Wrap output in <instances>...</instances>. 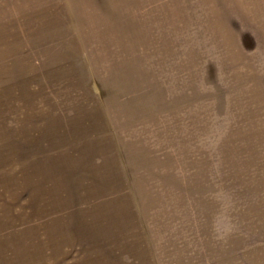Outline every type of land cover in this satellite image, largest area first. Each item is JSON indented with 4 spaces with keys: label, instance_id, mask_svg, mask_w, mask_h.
Segmentation results:
<instances>
[{
    "label": "rangeland",
    "instance_id": "1",
    "mask_svg": "<svg viewBox=\"0 0 264 264\" xmlns=\"http://www.w3.org/2000/svg\"><path fill=\"white\" fill-rule=\"evenodd\" d=\"M230 10L0 0V264H264V82Z\"/></svg>",
    "mask_w": 264,
    "mask_h": 264
},
{
    "label": "crops",
    "instance_id": "2",
    "mask_svg": "<svg viewBox=\"0 0 264 264\" xmlns=\"http://www.w3.org/2000/svg\"><path fill=\"white\" fill-rule=\"evenodd\" d=\"M223 2L230 5L231 16L239 27V38L233 41V44L238 46L237 51L253 53L249 55L247 65L244 66L254 68V74L260 75L263 78L260 80L264 82V0H223ZM259 92L261 96L259 98L263 100L264 105V87L260 88ZM2 211L3 218L8 219L10 215L8 207ZM8 225L6 222L3 226L0 225L5 229L3 232L5 234H9ZM11 225L13 228L14 222Z\"/></svg>",
    "mask_w": 264,
    "mask_h": 264
}]
</instances>
